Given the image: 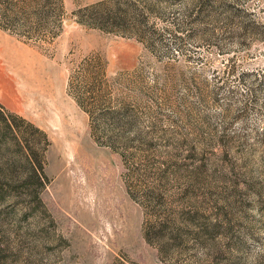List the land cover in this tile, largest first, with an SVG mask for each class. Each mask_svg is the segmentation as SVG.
<instances>
[{"label":"rangeland","instance_id":"374dc122","mask_svg":"<svg viewBox=\"0 0 264 264\" xmlns=\"http://www.w3.org/2000/svg\"><path fill=\"white\" fill-rule=\"evenodd\" d=\"M0 105V264H264V0H0Z\"/></svg>","mask_w":264,"mask_h":264},{"label":"trees","instance_id":"16d2710c","mask_svg":"<svg viewBox=\"0 0 264 264\" xmlns=\"http://www.w3.org/2000/svg\"><path fill=\"white\" fill-rule=\"evenodd\" d=\"M119 7H115V10H117ZM108 20H110L111 23H114L115 25H118L117 23H121V21H124L125 18L124 17H120L116 14H111L110 11L108 12ZM103 28H106L103 26ZM114 29L113 27H110L108 30H112ZM114 31L120 33V30L118 29H114ZM16 117V114H13L12 112H7L4 110V108L0 105V124H2V126L0 127V148L3 146V143H6L8 141V138H10V136L13 134L14 132V128L11 126V120H13ZM21 122H27L23 117H19ZM29 127H31L32 129H35L36 132H40L39 134L44 135L42 133V131L38 128V127H32L31 125L28 124ZM22 138H19L18 136L14 135L13 139L14 142L17 145V148L23 152V159H25V161L27 163H31V161L33 160V151L32 148L30 147L28 140L24 137L23 134H21ZM22 139V140H21ZM23 148H27V151H24ZM32 159V160H31ZM9 178H5L3 181L0 178V198H2L4 196V191H6L5 189L7 188L8 183H10L11 180L15 179V176H7ZM28 177L32 178V179H36V181H42V174H40L37 169L35 168V170H31L30 172H28Z\"/></svg>","mask_w":264,"mask_h":264},{"label":"bare ground","instance_id":"6f19581e","mask_svg":"<svg viewBox=\"0 0 264 264\" xmlns=\"http://www.w3.org/2000/svg\"><path fill=\"white\" fill-rule=\"evenodd\" d=\"M56 107V106H55ZM47 112H48V110H47ZM65 113V112H64ZM65 116V115H64ZM69 123V122H68ZM73 127V126H72ZM68 132V131H67Z\"/></svg>","mask_w":264,"mask_h":264}]
</instances>
